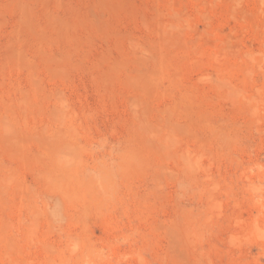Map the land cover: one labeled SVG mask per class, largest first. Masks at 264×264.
<instances>
[{
	"label": "rangeland",
	"instance_id": "1",
	"mask_svg": "<svg viewBox=\"0 0 264 264\" xmlns=\"http://www.w3.org/2000/svg\"><path fill=\"white\" fill-rule=\"evenodd\" d=\"M0 264H264V0H0Z\"/></svg>",
	"mask_w": 264,
	"mask_h": 264
}]
</instances>
